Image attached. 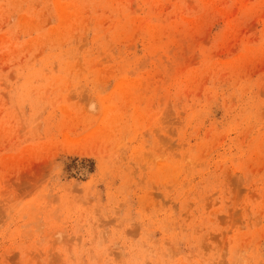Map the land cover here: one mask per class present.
Masks as SVG:
<instances>
[{
	"label": "rangeland",
	"instance_id": "374dc122",
	"mask_svg": "<svg viewBox=\"0 0 264 264\" xmlns=\"http://www.w3.org/2000/svg\"><path fill=\"white\" fill-rule=\"evenodd\" d=\"M0 264H264V0H0Z\"/></svg>",
	"mask_w": 264,
	"mask_h": 264
}]
</instances>
